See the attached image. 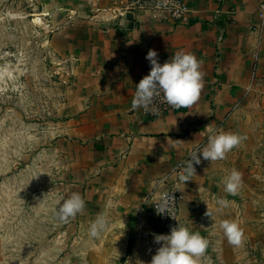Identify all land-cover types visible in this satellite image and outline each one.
<instances>
[{
  "label": "crops",
  "instance_id": "0c3cea01",
  "mask_svg": "<svg viewBox=\"0 0 264 264\" xmlns=\"http://www.w3.org/2000/svg\"><path fill=\"white\" fill-rule=\"evenodd\" d=\"M187 1L192 11L180 22L167 11L139 9L131 11L130 23L121 0L108 12L64 21L52 33L54 49L80 61L56 108L61 139L71 145L63 149L65 155L71 154L62 172L64 194L79 193L97 216L107 213L118 225L123 246L121 252L111 248L112 256L125 257V264H136L137 258L150 264L161 246L154 243V235L167 233L152 221L149 209L175 179L176 164L193 148L206 146L213 131L238 133L246 139L226 159L211 164L201 155V163L194 165L196 176L180 182V225L209 241L201 264H263L261 0ZM150 49L157 51L158 60L186 52L202 61L204 87L194 105L156 118L132 110L136 84L148 75ZM232 169L242 174L235 195L226 193L220 183ZM219 198L230 205L220 209ZM207 207L212 217L205 216ZM224 219L243 229L242 246L228 243L219 228ZM112 239H105L107 251Z\"/></svg>",
  "mask_w": 264,
  "mask_h": 264
},
{
  "label": "rangeland",
  "instance_id": "374dc122",
  "mask_svg": "<svg viewBox=\"0 0 264 264\" xmlns=\"http://www.w3.org/2000/svg\"><path fill=\"white\" fill-rule=\"evenodd\" d=\"M118 3L0 0V264H125L111 255L123 245L109 218L100 237L90 238L91 205L67 223L53 211L68 195L62 172L71 162L56 108L80 61L55 50L51 36L64 21ZM107 237L115 239L108 251Z\"/></svg>",
  "mask_w": 264,
  "mask_h": 264
},
{
  "label": "clouds",
  "instance_id": "9594fccd",
  "mask_svg": "<svg viewBox=\"0 0 264 264\" xmlns=\"http://www.w3.org/2000/svg\"><path fill=\"white\" fill-rule=\"evenodd\" d=\"M146 59L150 62L151 70L136 84L135 95L131 101L132 110L143 109L146 113L158 115L160 109L157 102L167 104L174 109H180L190 107L199 100L204 87L203 77L205 73L201 70L202 61H199L194 54L176 52L169 60L161 64L158 62L157 51L150 49ZM245 139V136L235 132L222 129L213 131L208 137L206 146L189 153V158L178 173L179 181L185 184L191 180L192 176H196L194 165L201 163V155L203 160L210 161L211 164L224 160L227 154ZM179 142L183 143L182 141ZM220 183L226 193L235 195L242 186V174L236 169H232L222 178ZM171 199L175 200L173 195ZM217 204L220 209H224L230 205V201L219 198ZM155 207L158 214L165 212L170 214L168 210L169 198L167 196L162 198V201ZM84 209L83 197L77 192H72L66 198H62L58 207L53 211L58 221L67 223L77 214H83ZM205 216L212 217L208 207ZM171 217L177 221L174 215ZM108 225L107 213L99 214L90 223L89 237H100ZM219 228L230 245L242 246L244 242L243 229L236 221L221 220ZM154 243L161 246L152 256L150 264H201V258L204 257L209 246V241L200 232L192 231L189 227L181 226L179 223L178 226L171 227L170 234L154 235ZM136 264H145V262L137 258Z\"/></svg>",
  "mask_w": 264,
  "mask_h": 264
},
{
  "label": "built area",
  "instance_id": "2783aa9c",
  "mask_svg": "<svg viewBox=\"0 0 264 264\" xmlns=\"http://www.w3.org/2000/svg\"><path fill=\"white\" fill-rule=\"evenodd\" d=\"M139 9H151L154 11H167L169 12L173 18L177 21H183L187 18L188 14L192 11V7L190 6L189 2L187 0H126V7L123 10L122 13H125L127 11H135ZM231 12H234L233 9H231ZM258 16L259 18L264 21V0L260 1L259 4V10H258ZM170 57H164L158 60L159 63L163 64L165 61L169 60ZM151 70V65L148 66V74ZM157 106L160 109V112L158 115H154L152 113H146L143 109L142 112L145 116L149 118H156L159 117L169 110H172L174 108L168 106L164 103L157 102ZM197 148H193V150H196ZM192 150V151H193ZM189 158V154L184 159L180 160L174 170L173 173L176 176L175 179L170 182L167 189L155 200H153L149 212L152 214V221L158 225L164 233L170 234L171 227L178 226V223L180 224V201L182 198V194L179 188L180 181L178 179V173L181 170V167L184 165V162ZM173 195L175 200L171 199V196ZM169 198V213L171 215H174V217L177 219L174 220L170 214L167 212L163 214H158L156 211L155 205L160 203L162 201V198L164 197Z\"/></svg>",
  "mask_w": 264,
  "mask_h": 264
},
{
  "label": "water",
  "instance_id": "95a60500",
  "mask_svg": "<svg viewBox=\"0 0 264 264\" xmlns=\"http://www.w3.org/2000/svg\"><path fill=\"white\" fill-rule=\"evenodd\" d=\"M132 13L133 12H131V11H128V12L124 13L125 17L130 21V23L133 22V14Z\"/></svg>",
  "mask_w": 264,
  "mask_h": 264
}]
</instances>
